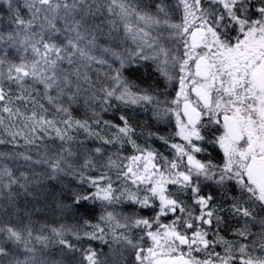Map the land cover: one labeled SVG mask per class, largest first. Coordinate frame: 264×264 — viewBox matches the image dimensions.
<instances>
[{
    "label": "snow or ice",
    "instance_id": "1",
    "mask_svg": "<svg viewBox=\"0 0 264 264\" xmlns=\"http://www.w3.org/2000/svg\"><path fill=\"white\" fill-rule=\"evenodd\" d=\"M4 3L9 23L14 24L16 30L0 34V41L12 42L24 52L30 49L33 59L11 63L7 60V52L0 50L3 112L9 116L19 115L18 109L14 112L8 106L13 103L11 88L23 90L30 79L43 85L47 101L57 105L56 110L65 115H69L72 104L83 99L89 106L97 102L100 112H108L112 102L117 101L128 106L151 105L158 118H174V135L158 137L171 150L172 158L169 159L153 149L137 145L133 139L136 130L126 116L117 115L120 123L110 125L94 112L97 127L104 123L115 128V137L104 140L105 145L122 146L126 142L137 153L131 157H117L127 160L126 164H117L110 156L102 167L109 170L115 167V182L131 183L138 191L142 190L143 195L128 191L116 195L118 190L113 188L112 178L101 173L97 179L87 178L96 191L73 194V201L79 204L100 200L112 204L126 198L141 211L154 213L150 217L120 214L117 219V214L108 212L102 217L112 225L114 240L135 249L137 264H264V256L251 255L252 250L245 244L232 245L221 240L223 255L208 251L217 243L208 238L209 229L218 232L220 225L227 223L220 212L230 214L234 220L245 221L235 232L243 239L255 235L249 231L248 222L259 223L264 228V217L258 219V214L254 215L255 208L264 212V0H176L172 11L179 12L178 23H170V6L164 0L154 5V13L145 11L149 6L142 8L134 0H4ZM22 9L29 12V19L21 18ZM105 15L111 19L103 21ZM37 17L42 22L34 23ZM97 19L108 28V35L122 29L126 37L136 43L135 55L141 61H154L160 75L169 82L175 81L177 88L173 99L160 101L150 90L151 86L141 88L124 76V57L110 48L99 49L97 41L105 32L101 23L94 22ZM161 28L168 31L167 37L159 33L152 35L154 29ZM162 38L172 41L173 46L164 47L160 43ZM146 49L152 54L145 55ZM97 50L111 53L120 61V67L111 69L112 74L99 87V82L93 81L85 70L90 64H107L105 59L94 54ZM127 62L131 63V56ZM24 99L23 95H16L17 101ZM29 102L35 103V100L29 99ZM26 119L32 121L33 132L36 125L50 127L54 124L43 116L37 118L36 112ZM64 124L63 134L56 129V138L62 141L59 149L41 150L37 146L38 159L23 154L22 159L45 165L48 179L73 174L83 181L81 172L93 166V160L85 159L77 171L70 163L74 157L72 147H64L63 142L71 141L67 131L73 125L83 129L89 125L87 121H73L70 115ZM92 135L98 136V133ZM175 138L180 142L169 143ZM35 139L25 137L26 144L34 145ZM217 147L223 153L222 163L199 158L201 154L210 156L209 149ZM97 154H102L100 147L91 151L92 156ZM0 176L8 180L4 187L18 182L7 168ZM21 177L27 179L23 173ZM209 182L238 195L222 197L226 202L230 199L231 203L228 207H217L212 194H201ZM102 183L106 186L101 187ZM172 188L177 191L172 192ZM181 194H189L188 199L197 207L198 214H193L178 198ZM177 212L183 215L178 216ZM170 214L175 216L171 223H161V218ZM130 229L142 232L139 240L146 238L151 246L144 248L139 242L133 243L123 234ZM117 230H121L120 234ZM52 231L64 249L79 253L78 264H106L91 247L77 248L64 239V230ZM103 232L104 229L96 226L92 233L86 232L83 237L76 235V239H102ZM0 233L4 240L0 242V257L8 258L0 264H40L35 258L20 261L5 247V243L14 242L25 243L27 248L25 233L32 238L31 231L5 227ZM261 237L264 238V233ZM34 239L41 244L48 240L47 237ZM260 250L264 252V245ZM27 251L34 254V249ZM201 252L205 254L204 259L194 255Z\"/></svg>",
    "mask_w": 264,
    "mask_h": 264
},
{
    "label": "trees",
    "instance_id": "2",
    "mask_svg": "<svg viewBox=\"0 0 264 264\" xmlns=\"http://www.w3.org/2000/svg\"><path fill=\"white\" fill-rule=\"evenodd\" d=\"M134 2L142 8L145 5L149 6L144 8V10L154 13V5L160 3V0H134ZM164 3L170 6L169 13L172 17L170 23H178L177 16L179 12L172 11L176 0H164ZM6 8L7 5L4 0H0V17H2L0 18V34L3 35L16 30L15 25L9 23V13ZM20 15L25 20L30 18L29 12L23 9ZM98 20L94 22L97 23ZM40 22H42L40 17H37V20L34 21V23ZM34 30L38 31V29ZM163 41L168 45V40L163 39ZM170 44L173 46V42H170ZM0 50L7 52V60L11 63L20 62L25 53L22 48L9 41H0ZM97 57L101 58L103 56L98 54ZM114 65H118V63L90 64L85 70L93 80L95 76H100V78L110 76ZM124 76L130 78L141 88H149L151 86L150 90L154 94L161 95V97L167 96L166 99L175 89L173 87L174 83L170 85L168 80L156 71L155 63L151 60L141 61L139 59L135 64L126 65ZM5 88L8 90L7 84ZM44 91L43 85L32 82L30 79L25 82L23 90L15 86L12 87L13 103L8 106L12 107L14 112L18 109L19 115L9 116L8 113L3 112V105L0 104V121H2L0 122V173L7 168L18 181L9 187H4V185L8 184V180L6 177L0 176V229L13 227L20 231L27 229L32 233V238H28L25 233L27 248L25 243L13 242L5 243L6 249L20 261H28L27 258L36 257L40 264H78L79 253H69L57 242V237L52 231L56 229L58 231L64 230L63 238L73 243L77 248L91 247L94 249L98 254V258L106 261V264H135V249L114 240L112 225L102 219V217L106 216L104 214V205L97 200L81 201L76 204L72 199L73 194L92 193L87 178L98 176L101 172L107 173L106 168L103 169L94 162L93 166L85 168L81 172L84 177L83 181H81L80 176L73 174H61L57 179L51 180L46 175L47 169L45 165L27 163L22 159V154L32 155L35 160L39 158L36 155L37 146L41 150L45 148L59 149L62 141L56 138V129H59L61 134H63L65 132L64 120L68 119L70 115L73 121L82 123L87 121L89 125L87 129L73 125L67 131V135L72 137L71 141L63 142L64 147H72L74 157L70 163L73 164L77 171H80V165L83 164L85 159L91 158L93 161L97 159L91 155V151L100 145H105L102 140L96 139V135H92V133L98 131V134L105 135L106 130L114 128L105 126L104 123L97 127L93 117V113L96 112L100 114L102 121H108L110 125L120 123L116 119L117 115L126 116L129 123L136 130V136L133 139L137 145L153 149L171 159V150L158 137L168 138L173 136L175 132L174 123L171 122V119L163 120L158 118L156 112L147 106H128L122 105L117 101H113L111 109L105 113L100 112V108L96 107L97 102H93L89 106L81 99L79 102L72 104L69 107V115H65L56 110L57 105L47 101ZM50 94L55 95V93ZM16 95H23L25 97L23 102L17 101ZM29 99H34L35 103H30ZM41 106L43 110H41ZM32 112L37 113V118L43 116L47 120L54 121L53 126L40 127L36 125V131L33 132L32 121L26 119V117L31 116ZM25 137L28 139L35 137V144H26ZM176 140L177 138L169 141V143H173ZM77 152L78 155H76ZM21 173L27 178L26 180L21 177ZM171 191L176 192L177 189L172 188ZM205 193L202 191L201 194ZM207 194L213 195L217 207L221 205L228 207L230 205V199L226 202L222 197L230 198L238 195L236 192L226 191L221 188H211ZM188 195L181 194L178 198L183 200L185 206L193 212L196 206L188 199ZM119 203H121V206H119L125 214L131 215L135 213L144 217L154 215L150 211H141L137 205L131 202L122 201ZM177 213L180 214V212ZM219 214L223 215L227 221V223L220 225L222 230L220 234L223 235L224 239L229 240L232 245H248L253 252V256H264V252L260 250L261 246L264 245V238L261 237V233H264V228L259 223L248 222L249 231L255 235L243 239L235 235V232L241 228L245 221L243 219L234 220L230 214L225 212H220ZM257 214L258 219L264 217V212L259 208L254 209V215ZM228 225L233 227H227ZM96 226L104 229L102 239H76V235L83 237L86 232L92 233ZM120 232L121 230H117V234H120ZM123 234L132 239L133 243H136L137 240L139 241V237L143 236V233L137 229H130ZM218 236L211 233L208 238L218 242ZM35 237H47V243L41 244L34 239ZM0 242H4L2 233H0ZM218 245L216 243L215 247L212 248L215 252L218 251ZM28 248L34 249V256L27 251ZM253 248H256V250ZM254 251H257V253ZM7 259V257H0V261Z\"/></svg>",
    "mask_w": 264,
    "mask_h": 264
},
{
    "label": "rangeland",
    "instance_id": "3",
    "mask_svg": "<svg viewBox=\"0 0 264 264\" xmlns=\"http://www.w3.org/2000/svg\"><path fill=\"white\" fill-rule=\"evenodd\" d=\"M171 18L172 17L170 16V21H171ZM109 19H111V18L108 17L107 15L105 17H103V21H105V22L107 20H109ZM177 22H179V15L177 16ZM97 23H102V21L99 19L97 21ZM101 26L103 27V30L105 32V36L102 37V38H99L98 41H97L98 46H99V49L110 48V49L115 50L116 52H118L120 55H122L124 57V59L126 61L125 66L126 65H130V64H135L137 61H139V57H137L135 55V53L137 51L136 43L133 42L130 38L126 37V35L123 33V30L122 29H119L117 32L113 33L112 35H108V28L106 26H104V23H102ZM158 33L162 37H167L168 34H169L168 31L164 30L163 28H161L159 30L154 29L152 31V35L153 36H156ZM168 41H169V43H168V45H166V43H164L163 38H162L160 40V43L164 47H172V44H170V42H172V41H170V40H168ZM96 52H98V53L96 54ZM94 53H95V55L101 54L103 56L101 58L105 59L107 61V64L112 63V62L115 63V64L118 63V65H114V69L120 67V61L117 60L114 56H112L111 53H102L99 50L95 51ZM144 54L145 55H151L152 53H151L150 50L146 49ZM129 56H131V63H128L127 62ZM22 59H24L26 61H31L33 59V54L31 53V50L30 49H29L28 52H25L23 54V58ZM152 62H154V61H152ZM16 63H20V62H16ZM106 78L107 77L100 78V76H95L93 80L99 82L97 84V86L99 87L100 84H104L105 83ZM128 79L131 80L130 78H128ZM173 83H174V86L173 87L175 89L172 91L171 95H169V97L167 98V100H171L174 97V92H175V90L177 88V84L175 83V81L169 82L170 85L173 84ZM157 96H158V99L160 101L166 100V97H167V96L166 97H161V95H157ZM170 96H171V98H170ZM136 106H147V107H149V108H151L152 110L155 111V108L153 106H151V105H136ZM164 106H165L164 104H161V107H164ZM167 119H171V122H173V123L175 122L173 117H168V118H165L163 120H167ZM95 133H98V131L95 132ZM115 135H116V131H115V128H113V129L106 130L105 135L99 133L98 136L97 135L95 136V138L104 141V140L112 139L113 137H115ZM175 142H180V141L177 138V140ZM99 147L102 149V154H97L95 156V158H97V159L95 161H93V162L99 161V163H97V164L100 165L101 168H103V169L106 168L107 169V174L114 181L113 188L118 190L116 192V195H120V192H122V191H128V192H131L133 194L141 195L142 196L143 195V191L142 190L141 191H138L137 188L134 185H132L131 183H125L124 181H120L119 183L115 182L116 177H113V176H116L117 175V169L115 167H112L111 170H109V168H107V167H102V165L107 164L108 157H110V156L112 157L113 160L116 161L117 164H122V163L123 164H126V163H128L127 160L117 159V157L123 158V157H131L133 155H136L137 153H136L135 149L131 146V144L126 143V142H123L122 143V146H121V144H114V145H104V146H101L100 145ZM101 173H99V175ZM111 174H113V175H111ZM99 175L98 176H93L91 178L92 179H97L99 177ZM100 186L101 187H105L106 185L102 183ZM90 188L92 189V193H94L96 191V189L94 187H92L91 185H90ZM211 188H219V187L217 185L212 184L211 182H209V186L206 187V188H204L202 191L204 193L205 192L207 193L208 191L211 190ZM97 201L104 205L103 207H104V214L105 215L108 212H113L114 214H117V219L120 218V214L128 215V214L123 213V211H122V209L120 207L121 206L120 205L121 203H119V202H122V201L127 202L128 200L126 198H122L119 202L112 203V204H109L108 202H104V201H100V200H97ZM193 214H198L197 207L193 211ZM176 215L182 216L183 214L176 213ZM174 218H175V216H173V215L170 214L167 218H161V223H171V221ZM121 223H123L122 220H121ZM227 227L232 228L233 226L231 227L230 225H228ZM227 231L229 232V230H227ZM212 232H213V230L212 229H209V233L211 234ZM228 237H230V236H228ZM217 240H218L217 244H219L221 246L224 245L222 242H220L221 240L227 241L229 243V240H226V239H224L223 237H220V236L217 237ZM137 242H139L140 244H142V246L144 248H147V247L151 246V242L149 240H147L146 238L144 240H139V241L137 240ZM229 244H231V243H229ZM253 249L256 250V248H253ZM185 251H187V250L185 249ZM208 251L209 252H212L214 250L212 248H210ZM254 252L257 253V251H254ZM250 254L253 255V252L251 251ZM194 255H197L198 258H200V259H204L205 258V254L203 252L198 253V254L197 253H194ZM32 256H34L33 253H32ZM30 259H33V257L32 258H27V260H30ZM35 259H36V257H35ZM134 260H135V264H137L136 259H134Z\"/></svg>",
    "mask_w": 264,
    "mask_h": 264
},
{
    "label": "flooded vegetation",
    "instance_id": "4",
    "mask_svg": "<svg viewBox=\"0 0 264 264\" xmlns=\"http://www.w3.org/2000/svg\"><path fill=\"white\" fill-rule=\"evenodd\" d=\"M216 134L219 135V133H216ZM209 152L211 153L210 156H205V154H201L199 156V158L200 159H212L213 162L216 163V164L222 163L223 153H222V151L218 147L215 148V149H209ZM220 232H222L221 228H220V230L218 232H212V234L213 235L216 234L217 236L218 235L220 236L221 235ZM220 237H223V235H221ZM218 246H219V248H218V251L217 252L220 253L221 255H223V253H224V247L223 246L224 245L223 246L218 245Z\"/></svg>",
    "mask_w": 264,
    "mask_h": 264
}]
</instances>
